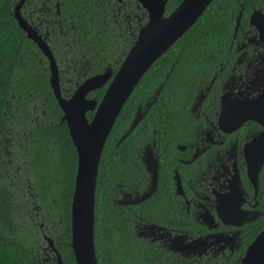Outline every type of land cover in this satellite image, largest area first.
Returning <instances> with one entry per match:
<instances>
[{
  "label": "flooded vegetation",
  "instance_id": "obj_1",
  "mask_svg": "<svg viewBox=\"0 0 264 264\" xmlns=\"http://www.w3.org/2000/svg\"><path fill=\"white\" fill-rule=\"evenodd\" d=\"M180 1L166 0L164 15ZM212 1L206 15L217 19L205 21L201 42L176 43L192 26L177 38L140 77L121 126L111 132L119 113L107 135L93 221L103 264H238L264 230V0ZM16 9L33 37L18 25ZM11 13L47 81L30 123L55 126L45 107L50 94L69 136L52 75L65 100L86 79L105 75L85 95L95 101L85 113L91 121L149 16L140 0H12ZM5 139L10 169L0 175L10 181L15 226L22 220L30 230L15 236L40 264H59L57 254L65 264L71 228L65 242L61 219L50 220L39 203L25 131ZM26 187L35 200L22 205Z\"/></svg>",
  "mask_w": 264,
  "mask_h": 264
},
{
  "label": "trees",
  "instance_id": "obj_2",
  "mask_svg": "<svg viewBox=\"0 0 264 264\" xmlns=\"http://www.w3.org/2000/svg\"><path fill=\"white\" fill-rule=\"evenodd\" d=\"M212 3H217V1L213 0ZM11 4L12 0H0V174L2 175L6 168L10 169V165L4 160L3 147L4 138L7 135L6 128L15 117V120H18V127L13 129L17 132L25 131L24 142L28 151L24 158L32 174L31 180L37 186L35 191L38 193L39 203L46 205L45 210L50 213V220L61 219L64 231L63 240L68 242L70 240L71 193L77 156L65 124L59 123L60 111L52 95L49 94L45 107L53 117L55 126L39 125L36 127L30 123L29 117L35 109H39V100L47 88V81L44 77V69L39 66L33 55L30 41L24 36L11 13ZM208 11L206 9L176 43L201 42V37H203L201 29L205 21H216L217 19L215 15H206ZM193 29L197 31H192ZM186 35L191 38L190 41H187ZM42 108L44 109V105ZM124 111L125 107L122 108L111 132L121 126ZM9 114L12 119L8 121ZM42 123L44 121L41 120L40 124ZM105 148L106 146L103 148L101 161ZM1 175L0 264H40L24 239L15 236L13 192L9 179ZM62 251L65 264H76L70 245L64 244ZM101 253L105 255L104 247ZM96 257L98 264H103L98 251ZM226 263L227 261L222 264Z\"/></svg>",
  "mask_w": 264,
  "mask_h": 264
},
{
  "label": "water",
  "instance_id": "obj_3",
  "mask_svg": "<svg viewBox=\"0 0 264 264\" xmlns=\"http://www.w3.org/2000/svg\"><path fill=\"white\" fill-rule=\"evenodd\" d=\"M140 1L149 12L148 20L108 84L91 121L85 113L94 109L95 101L87 100L85 95L89 90L101 86L105 82V75L86 79L68 100L61 98L57 91L54 74L50 79L77 152L70 207V246L76 264H98L93 230L95 188L100 156L112 125L140 77L195 23L212 0H181L168 15H164L166 0ZM18 11H15L18 25L33 37ZM39 45L43 49V45ZM256 164L258 168L261 161ZM57 255L59 264H63ZM238 264H264V230L248 246Z\"/></svg>",
  "mask_w": 264,
  "mask_h": 264
},
{
  "label": "rangeland",
  "instance_id": "obj_4",
  "mask_svg": "<svg viewBox=\"0 0 264 264\" xmlns=\"http://www.w3.org/2000/svg\"><path fill=\"white\" fill-rule=\"evenodd\" d=\"M66 87H68V88H71L72 87V85H71V83L69 82V83H66ZM34 115L35 116H37V115H39V112H37V111H35L34 110ZM10 118H11V115L9 114L8 116H7V120L9 121L10 120ZM12 119V118H11ZM13 120V122H11L10 124H9V126H7V128H6V132H7V138H9L10 136H11V134L13 133V128L15 127V128H17L18 126H17V121L18 120H15V117L12 119ZM33 123H36V120H33L32 121ZM17 126V127H16ZM9 143V141H6V139H5V145L6 144H8ZM9 147V146H8ZM29 190V188L28 187H26V191L25 190H23V192H21V193H19V197H18V202L19 203H21L22 205H24V203H29V201H34L35 200V196H33V195H31L30 194V191H28ZM32 196V197H31ZM30 207V206H29ZM29 216H31V217H34V211H33V209L32 210H30L29 212H27L26 211V213L23 215V217H25V219H27V220H29ZM38 221V219H36V222ZM26 225V223L25 222H23L22 220H17V224H16V228H17V231H16V233L15 234H19L20 235V233H21V231L23 232V233H25L26 232V234L27 235H29V229L27 228V229H25V226ZM33 225H36L35 223L33 224ZM47 246V244L44 242V247H46ZM48 253H51L50 251H48ZM51 255V254H50Z\"/></svg>",
  "mask_w": 264,
  "mask_h": 264
}]
</instances>
